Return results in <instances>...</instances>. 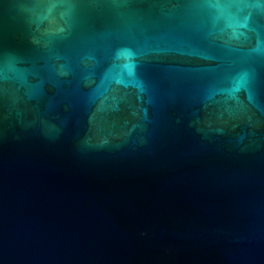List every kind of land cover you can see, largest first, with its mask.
I'll use <instances>...</instances> for the list:
<instances>
[{
    "label": "water",
    "instance_id": "95a60500",
    "mask_svg": "<svg viewBox=\"0 0 264 264\" xmlns=\"http://www.w3.org/2000/svg\"><path fill=\"white\" fill-rule=\"evenodd\" d=\"M0 264H264V0H0Z\"/></svg>",
    "mask_w": 264,
    "mask_h": 264
}]
</instances>
